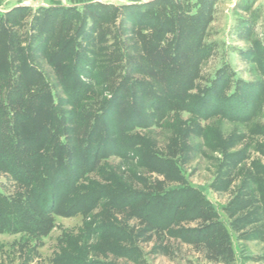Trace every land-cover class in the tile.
Wrapping results in <instances>:
<instances>
[{
    "label": "rangeland",
    "instance_id": "374dc122",
    "mask_svg": "<svg viewBox=\"0 0 264 264\" xmlns=\"http://www.w3.org/2000/svg\"><path fill=\"white\" fill-rule=\"evenodd\" d=\"M85 7L103 19L102 48L120 59L110 64L113 81L75 73L90 88L77 108L39 51L49 39L63 47L66 38L90 57L86 40L98 26L78 19ZM170 9L186 28L164 30L160 43L180 54V71L155 80L143 74L141 38L131 31L156 34L160 25L143 31L140 24ZM0 25L8 36L0 62L20 65L11 47L28 53L30 43L28 61L50 88L54 109L27 112L26 129L33 134L54 115L48 152L56 155V145L59 152L48 159L55 167L44 190L54 208L44 225L30 224L31 233L0 234V264H264V217L250 181L264 166V0H0ZM204 25L201 37L187 35ZM179 33L185 41L170 44ZM18 76L11 69L8 77ZM23 173L19 183L0 165V192L24 198L46 178L28 183ZM142 196L150 204L139 203ZM178 196L189 207H211L223 225L230 247L217 261L184 238L199 235L198 221L180 218L167 228L141 220L143 212L166 220Z\"/></svg>",
    "mask_w": 264,
    "mask_h": 264
},
{
    "label": "trees",
    "instance_id": "16d2710c",
    "mask_svg": "<svg viewBox=\"0 0 264 264\" xmlns=\"http://www.w3.org/2000/svg\"><path fill=\"white\" fill-rule=\"evenodd\" d=\"M165 11H159L156 13L159 17H151V19H148L149 21L140 24L142 25L143 31L155 27L157 28V26L160 25L161 28L156 34L154 32L151 36H146L138 34L136 31L137 29H132L133 31H131L136 37L140 36L141 38L140 49L143 54V67L145 68L143 74L155 80L163 77L168 78V80H173V78L177 76L176 73L180 71V68L175 66L181 58L180 54L174 53L169 45L162 46L160 43V36L165 35L166 31L164 30L168 28L172 31L179 26L186 28L185 19L180 17V15L172 9H170L169 12ZM146 13L148 16L150 11ZM76 16H78V19L84 17L85 19H90L93 21L94 26H98V29L93 30L96 36L86 40V44H88L86 46L91 47V50L87 51L90 57L85 56L83 53H78V51L74 52L73 48L76 46L75 43L72 39L66 40V38L63 39L65 42L63 47L57 45L58 40L55 39V41L51 43L49 39L42 44L39 52L48 60V63L55 69L57 75L61 76L62 87H65L64 89L69 92V96L73 98L72 102L74 107L79 108L83 102L89 99L90 88L80 82L75 73L81 71L83 72L82 75L98 83H100L99 81H101L103 77H108L109 80L113 81L114 68L110 66V64L113 63L114 60H119L120 58L114 55L113 52H108V49L102 48V36L100 35L99 26L101 25L100 23L103 22V19L101 20L100 16H98L95 11L89 7H85L84 12L81 15L77 13ZM64 18L63 20H65ZM133 26L134 28L137 27L135 24H133ZM205 26L206 25H204L201 30L199 28L192 29L187 35L191 39L195 36L201 37L200 31L202 32ZM153 35H156L157 40L152 41L151 37ZM6 37L8 36H5L3 27L0 25V40L2 41ZM177 38L175 37L170 44H181V41H185V36L183 34L179 33ZM200 44L199 38V45ZM28 45V53L17 50L16 46L11 47L15 55H20V65L11 66L8 61L7 64L4 61L0 62V165L6 173L14 177L19 183L20 180H23L20 179V174H24V171L27 174L25 181L28 183H35L38 175H44L46 178L45 181L41 179L36 186L37 189L28 192L27 196L24 198H20V195L9 197L0 192V234L31 233L30 224L34 226L44 222L40 220H45L46 222L47 218L45 217L49 216L50 210L54 208V202L46 203L44 200V195L47 194L44 190L48 188L45 184L46 179L49 177L48 171L55 167V163L48 159H57L56 156L59 157L57 145L53 147L56 150V155L48 152L52 144L51 131L53 129L52 127L55 125L54 115L49 116L48 122H46L44 118L40 119V127L37 128L39 131H34L33 134H30L32 131L26 129L27 127L25 125V121L29 120L28 113L31 110L45 112L47 108H51L52 110L54 107H50V104L53 103L50 99L51 95L48 84L40 79L41 74L31 65L32 61L30 58H32V56H30V54H32V47H30V43ZM180 46L181 45H178L175 48H179ZM1 49L0 56L3 54V48ZM156 60H158L157 63ZM152 61L156 64H152ZM82 64L85 65L91 73H86L85 70L82 69ZM4 67L5 69L8 68L9 72L3 73ZM11 69L14 74L19 75L14 80H10L8 77ZM65 69H67L69 73L64 75ZM107 72L108 74L106 75L105 73ZM30 129L32 130L33 128L30 127ZM95 154H97V152ZM23 165L26 167L24 171L22 169ZM257 169L259 171L256 170L253 173L250 181H252V185H254V183L256 184L253 190H255L256 195L259 197L258 201L260 200L261 202L262 207H260L261 209L259 212L264 216V166H258ZM246 187H249V183ZM244 193V196L250 194L252 197L250 192L245 191ZM173 198L177 200V204L174 205L173 210L166 220L161 222L151 221L149 218L150 215L144 212L139 215L140 218H142L141 220H145L146 223H150V225H160V227L167 228L173 226V224H175L174 221L180 218L182 220L188 219L190 221H198L199 227L196 231H199V235L193 237L188 234L184 235V238L189 243H195V245L201 246L204 249L206 259L209 261H217L218 258H220L219 255H224L225 253L223 252L227 250V248L229 249L230 241L227 239L228 234L223 225L217 221L216 214L212 208L207 207V209H203L197 201L189 207L187 203H181V201L186 200V197H184V199H182L183 197L181 196ZM139 203L143 205L150 204L143 196L139 199ZM244 206L241 205L237 210H241ZM189 208L195 209L193 210V214L189 213L191 210ZM31 211H35V216L31 214ZM235 213V210H233L231 214H229L230 218H232ZM237 220L239 219H236V221ZM251 220L252 219L247 217L243 222L246 225L249 224ZM236 221L234 220V222ZM240 225L242 224L237 222L236 228H239ZM258 233L260 235L259 237L264 241L263 233Z\"/></svg>",
    "mask_w": 264,
    "mask_h": 264
},
{
    "label": "crops",
    "instance_id": "0c3cea01",
    "mask_svg": "<svg viewBox=\"0 0 264 264\" xmlns=\"http://www.w3.org/2000/svg\"><path fill=\"white\" fill-rule=\"evenodd\" d=\"M262 211V210H261ZM262 217H264L263 215H262ZM263 235H264V233H263ZM260 238V237H259ZM261 239V238H260ZM262 240V239H261ZM263 241V240H262Z\"/></svg>",
    "mask_w": 264,
    "mask_h": 264
}]
</instances>
